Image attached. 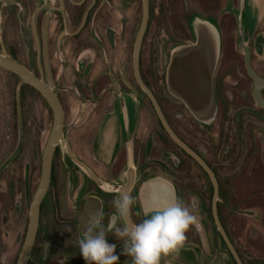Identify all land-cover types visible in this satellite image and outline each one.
Here are the masks:
<instances>
[{"label": "flooded vegetation", "instance_id": "af4514ba", "mask_svg": "<svg viewBox=\"0 0 264 264\" xmlns=\"http://www.w3.org/2000/svg\"><path fill=\"white\" fill-rule=\"evenodd\" d=\"M147 1L148 17L139 47L140 78L152 92L174 134L213 170L219 186L218 214L227 231L221 213L229 214L227 203L236 194V170L241 173L249 157L246 155L257 153L256 141L251 138L247 143L250 149L245 147L243 120L247 115H260L246 103L253 81L246 73L244 57L242 62L233 48L237 43L240 47L234 33L236 30L239 37L237 17L233 15L229 24L218 18L213 20L220 35L212 79L216 111L214 118L205 123L170 93L166 83L171 49L194 39L193 16L186 17V26L174 28L176 34L158 11L155 26L159 22L158 28L164 30L165 38L172 36L174 40L167 43V51L163 48L165 40L161 42L152 61V8L155 7L151 0ZM142 12L143 0H0V53L17 60L38 77L46 79L50 72L53 89L64 110V138L73 155L92 173L76 163L65 147L60 144L55 147L26 264H86L79 253L78 241L89 233L95 234L96 227H103L107 242L116 244L117 264H132L130 256L120 254L122 241L115 238L114 229L110 228L115 213L112 201L124 194L133 201L127 218L132 225L144 219L145 213L157 204L173 197L182 200L199 217L208 248L203 246L192 223L183 244L167 254L183 256L189 264H204L202 251L209 254L215 245L203 213L197 210L202 208L206 197L198 183L209 181L212 198L210 177L170 135L135 77L133 57ZM244 21L250 32L247 16ZM253 26L257 44L249 38L250 61L264 77L253 62L264 43V18H259ZM127 97L135 102L138 116L130 148L125 143L119 144L114 158L104 164L93 151L95 133L107 113L116 108L128 109ZM52 119L51 108L43 95L15 72L0 66V208L6 210L0 215V253L15 246L4 259L0 256V264H16L30 204L39 183L42 155L50 133L48 122L52 126ZM219 169L225 170L223 178ZM12 205L14 214H23V218H18L21 221L18 225L15 222L14 239L10 240L6 238L7 216ZM93 215L95 225L90 224ZM116 226H122L121 222ZM219 237L223 241L220 233ZM164 255L159 263L163 264Z\"/></svg>", "mask_w": 264, "mask_h": 264}, {"label": "water", "instance_id": "95a60500", "mask_svg": "<svg viewBox=\"0 0 264 264\" xmlns=\"http://www.w3.org/2000/svg\"><path fill=\"white\" fill-rule=\"evenodd\" d=\"M242 8L243 3L239 12L241 14V23L239 26L240 48L244 57L246 73L253 81V99L257 105L264 108V94L262 92V90L264 89V77L258 74V72H256V70L251 65L250 50L248 47V41L246 39V26ZM147 17L148 1L143 0L142 22L139 33L136 37L135 52L133 57L135 77L141 88L151 99L156 112L158 113L161 121L167 128L170 135L198 161V163L204 168V170L210 177L213 188L211 198V213L215 226L235 263L244 264L227 231L222 225L218 214L217 200L219 186L213 170L203 160V158L192 151L174 134V132L167 124L152 92L140 78L138 70L139 47L143 26L146 22ZM191 29L194 37L193 41L190 43L178 44L171 49L170 60L166 70V83L170 93L175 97L181 99L198 120L208 123L214 118V114L216 111V102L214 98L212 79L219 56L220 35L216 25L212 21L206 18H201L199 16H194L192 18ZM0 66L15 72L23 81L36 88L48 102L53 115L52 126L42 155L39 183L30 204L27 229L16 261V264H26L38 226L40 201L48 187L52 156L55 147L58 144L65 147L69 156L76 163L84 167L90 175H92V173L81 161H79L73 155L68 143L64 138V110L56 92L53 89V82L50 72H47L46 79L43 76L38 77L34 73L30 72L20 62L5 53H0ZM129 173L131 176L132 171L130 168ZM193 216L194 219L192 223L200 235L203 246L205 248H208V240L204 227L199 217L197 215ZM127 225L131 227L132 223L127 220Z\"/></svg>", "mask_w": 264, "mask_h": 264}, {"label": "rangeland", "instance_id": "374dc122", "mask_svg": "<svg viewBox=\"0 0 264 264\" xmlns=\"http://www.w3.org/2000/svg\"><path fill=\"white\" fill-rule=\"evenodd\" d=\"M243 3V16L244 18L247 16L251 31L248 32V28L246 25V39L249 41V38L253 43L257 44L254 41L255 32L252 33V29L254 28V22L257 21L259 18H264V0H151L152 7V31H151V59H155V52L156 49L159 48L161 42L165 43L163 48L165 51L168 49L167 43L174 38H165V32L163 29L158 28L154 24V17L158 16V11H160L159 15H161L165 21L168 23L170 27H172V31L178 34V32L174 29L175 27H182L186 26V17L190 14L193 17L199 16L201 18H206L214 23V19L217 18L220 22L224 24H229L233 20V15L237 17L238 28L241 23V14L240 9ZM215 24V23H214ZM182 25V26H181ZM236 39L238 42V32L235 30ZM240 34V33H239ZM174 35V34H173ZM253 35V36H252ZM241 37V35H240ZM250 41V42H251ZM159 43V44H158ZM262 50L261 53H256L253 57V62L257 65L261 70L262 74H264V43L261 44ZM236 55L240 57L243 62V54L239 44H235L233 46ZM240 53V54H239ZM249 80V79H248ZM253 86L250 84L248 89V96H247V105L252 107L254 110L260 113L259 116L254 115H247L244 122V140H245V147L248 150L250 146L248 143V139H252L255 142V147L257 148V153H252L248 158H246L244 163V169L240 170L237 169L236 173L237 178L236 186L237 191L236 194H232L229 199L228 206V213L229 217L225 216V222L230 224V229L232 230V234L235 238V246L238 249L243 261L245 264H260L258 261L264 259V108L260 107L256 104L252 96ZM74 94H78L74 92ZM264 94V89H263ZM40 108V107H39ZM49 110H47L48 112ZM50 113V111H49ZM50 120L48 122V129L50 128ZM61 154V153H60ZM65 158V157H64ZM239 165V164H238ZM201 172V170H200ZM219 173L223 178L225 175V170L219 169ZM202 174V173H200ZM242 175V176H241ZM204 181V180H203ZM225 188V184H222ZM198 186L204 191L205 194L204 204L202 208L197 209L199 212L203 213V217L205 219L207 228L210 232V235L213 239V243L215 244L212 248L211 253L207 254L202 251V256H204V264H235L234 259L232 258L230 252L228 251L225 243L219 237V233L215 224L213 222L211 211H210V198H211V184L208 180L204 182L198 183ZM18 199V198H16ZM3 205V203H2ZM14 205V203H13ZM10 206L8 215L9 225L7 229H9V235L6 237L7 239H14V230H15V222L18 225L21 221L20 218H23V214L16 215L14 214V206ZM242 207H252L250 211L251 214H254L256 209L260 210L261 213L256 216L258 218L257 225L254 226V223L250 221H245L242 218L241 214L243 210L240 208ZM222 211V208H221ZM8 212V213H9ZM225 212V211H223ZM1 213H6V210L1 207L0 208V215ZM6 215V214H5ZM27 217V212H26ZM19 218V219H18ZM2 225V222H0ZM245 225L248 227L256 228L259 231L262 230L263 232L258 233L257 237H253L254 234H249V232L245 231ZM18 227V226H17ZM6 228V227H5ZM17 230V229H16ZM239 237L240 241H239ZM12 247V245H11ZM10 247V249H11ZM15 246H13L14 249ZM5 251L0 253L2 259L4 256L8 255V253H12V250L9 251L8 248H4ZM3 264V263H1ZM199 264V262H198ZM201 264V263H200Z\"/></svg>", "mask_w": 264, "mask_h": 264}, {"label": "clouds", "instance_id": "9594fccd", "mask_svg": "<svg viewBox=\"0 0 264 264\" xmlns=\"http://www.w3.org/2000/svg\"><path fill=\"white\" fill-rule=\"evenodd\" d=\"M133 201L124 194L112 201L115 213L111 217L110 228L114 229L116 239L122 241L121 255L132 258V264H159L162 254L178 249L186 239L185 233L194 216L182 200H171L157 204L145 213V218L129 227L127 218ZM120 221L122 226H116ZM90 224H96V217H90ZM103 227H96L95 234L89 233L78 241L79 253L86 264H117L114 254L116 244L106 240Z\"/></svg>", "mask_w": 264, "mask_h": 264}, {"label": "crops", "instance_id": "0c3cea01", "mask_svg": "<svg viewBox=\"0 0 264 264\" xmlns=\"http://www.w3.org/2000/svg\"><path fill=\"white\" fill-rule=\"evenodd\" d=\"M126 103L128 105L127 110L124 108L122 111H120L116 108L107 113L95 133L93 151L96 157L103 161L104 164H109L112 158H114L119 144L125 143L127 147L130 148L131 137L136 126L138 116L135 102L130 97H127ZM240 209L243 210L241 216L245 221L252 222L254 220V226L257 225L256 223L258 218H256V216L261 213L260 210L256 209L255 213L251 214L250 211L254 209L252 207H242ZM221 214L224 217H229V214L227 215L225 212H222ZM226 226L227 233L235 246V238L232 234V230L230 229V224H227ZM245 231L249 232L250 235L254 234V238L257 237L258 233L263 232L262 230L259 231L258 229L252 228L251 226L248 227L247 225H245ZM240 238L241 237H239V241ZM163 258V264H189V262H187L183 256L182 258H178L173 254H166ZM258 262L260 264H264V259Z\"/></svg>", "mask_w": 264, "mask_h": 264}, {"label": "trees", "instance_id": "16d2710c", "mask_svg": "<svg viewBox=\"0 0 264 264\" xmlns=\"http://www.w3.org/2000/svg\"><path fill=\"white\" fill-rule=\"evenodd\" d=\"M264 75V74H263ZM235 262V261H234ZM236 264V263H235Z\"/></svg>", "mask_w": 264, "mask_h": 264}]
</instances>
